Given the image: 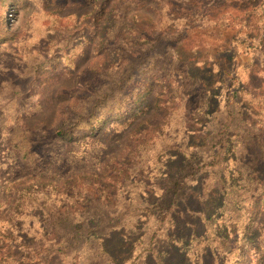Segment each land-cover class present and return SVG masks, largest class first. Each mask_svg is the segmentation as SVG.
Returning a JSON list of instances; mask_svg holds the SVG:
<instances>
[{"label":"rangeland","instance_id":"rangeland-1","mask_svg":"<svg viewBox=\"0 0 264 264\" xmlns=\"http://www.w3.org/2000/svg\"><path fill=\"white\" fill-rule=\"evenodd\" d=\"M0 7L9 29L0 39V213L9 208L5 218L28 225L52 221L62 245L73 236L85 242L77 257L69 250L65 259L48 257L49 264L132 263L172 179L185 186L181 207L172 210L179 225L170 231L202 232L212 218L221 226L211 230L226 232L227 220L244 247L249 224L263 231V206L237 201L253 196L255 174L264 173V51L258 42L252 48L239 42L249 30L239 20L224 29L191 16L240 18L257 7L252 20L263 26L264 0H125L111 15L82 0H0ZM234 84L243 89L240 101ZM91 110L105 115L100 134L88 136L84 127L62 149L52 138L56 130ZM17 128L41 138L40 165L13 147L24 141ZM257 133L261 148L247 137ZM210 147L223 150L215 164L204 161ZM25 191L60 216L12 212L24 204ZM86 223L99 226L101 239L69 227ZM164 224L159 217L157 236ZM110 227L117 229L109 234ZM43 228L28 234L39 237ZM197 241H161L169 251L164 264H180L185 250L200 249ZM203 254V264H214L208 250ZM46 255L40 253L43 261ZM240 255L238 264L250 263ZM255 258L250 264H264V254Z\"/></svg>","mask_w":264,"mask_h":264},{"label":"trees","instance_id":"trees-1","mask_svg":"<svg viewBox=\"0 0 264 264\" xmlns=\"http://www.w3.org/2000/svg\"><path fill=\"white\" fill-rule=\"evenodd\" d=\"M82 1L96 5L97 10H100L99 15H111L117 13L116 6L121 5L125 0H120V2L115 3L113 6H106L105 4L106 2H108L107 0ZM256 8L257 7L244 12L243 16L240 18L238 15H229L227 19L225 18V16L222 18H213L208 13L196 14L191 17H196L195 20L199 21L198 25H205L210 27H223L224 29H226L228 25L230 26L232 24L229 21L234 22L236 20H239L236 21V23H238L242 27L247 26V28H249V30H247V33L245 34V37H243V39H241L239 42L241 44L246 43L249 48H252L255 42H258L259 47L256 48H259L260 50L264 51V22L263 26H261L262 24H260V22H253L252 20V16L258 12ZM8 32L9 29H7L5 26V20L0 19V39L3 38ZM228 75L234 76L231 71H229ZM234 88L235 89H233V95L238 98V101L242 100L243 89L236 87V85ZM94 107L92 108V110L94 109ZM92 110L87 114H80L77 119L73 123H71L69 127H61L56 130L52 138L58 143H62V149L66 150L68 147L74 145L78 137V133L80 132L84 134V132L82 131L84 127H89V131L86 132L88 133V136L96 137L100 134L99 129H101L104 125L103 123L105 121V115L100 114V111ZM112 116H114V114H112ZM16 132L19 133L18 137L23 135V137H21L20 139L24 140L25 142H20V140L15 141L13 143V147L15 149H17L18 147L20 150L24 151L28 155V158L30 157L32 163H37L40 165L38 157H40L39 151L41 147L38 143L41 141V138H39L37 134H34L31 131H28L23 128H17ZM221 135L222 133L220 132L218 142H220L221 140ZM247 137L251 139V143L254 144L257 142V145L259 146V148H261V142L258 140V133L257 135H247ZM246 139L244 142H246ZM218 142L212 144V147H216L218 145ZM212 147L207 149L209 151V154L207 153L204 161H212L210 163H214V157H216V160L220 158V152H223V150L219 149L213 151L211 150ZM232 147L233 146H230L231 149L228 150L229 153L232 150ZM262 159H264V155ZM62 161H66V159H62ZM256 168L261 170L260 166H256ZM255 178L257 182L253 184V196H251L250 198L244 197L243 199L238 198L237 202L238 204H242L243 206L247 205V207H253V205H260L264 208V173L259 175H257L256 173ZM170 182H174V185H172V187L169 186L166 189L162 190V193L159 197L164 198L165 200L163 202L157 201V204L154 205L155 211L152 214L148 225V227H150V231L143 232V234L140 233L137 239V241L142 246H144V248H142V250L137 255H135L133 262L130 264H149L148 262L151 259L156 260L157 264H164L166 261L165 257L168 255L169 251L161 250L164 248L161 246V243L163 241H169V239H176V237L180 238L181 240H184L186 238L188 242H193L197 239V244L200 247L199 250L192 251L191 248H188V251L185 250V256L182 254L183 260H180L181 262H178L180 264H186L185 261H189L190 264H203L204 250L209 251L208 256H213L214 264H238L239 262H236V257L240 255V252H244V258H248L250 263L254 262V260L256 259L255 257L264 254V229L263 231H256V229H253L251 224L248 225L251 230H245L246 233L242 235L245 239L250 240V242L246 243L245 247L240 244V240L242 237H239L238 239L235 237L233 239L235 232L231 231L232 223L227 220H224V222L227 223L226 227L228 230L226 232H222L220 228H216L212 231L211 225L213 223H219L217 222L218 219L214 220L212 218L204 219L207 228L205 231L202 232H199L196 229H192L189 234H180L179 232L170 231L171 226L173 228H176L179 225L176 221V218L174 219L172 210L174 207H181L179 205V201L183 199L182 188L185 186L184 183L180 182L177 179H172ZM246 192L248 191H244V193ZM23 194L25 196V199L27 200H24V206L18 205V208H14L12 212H16V214H18L19 216L24 214L28 217H35L39 214L48 216L50 218L54 216H60V213L57 212V210H54L53 207L46 206L44 201L41 203L39 199L35 197L34 193H28L27 191H25ZM19 201H21V198ZM29 201L31 202L29 203ZM34 202H38V204H36L35 206H31ZM9 210V208H6L4 212H8ZM148 210H150V208H148ZM188 210L192 213V215H195L192 209L188 208ZM4 212L2 210V212L0 213V264H49L48 257L53 258L60 256L65 259V257L70 254L68 252L69 250L75 251V253L73 254H75V257H77L79 255L77 252H79L81 247L85 244V242H82L80 238H78L77 236H73L72 238L68 239L66 244L67 246L62 245L64 243V237L58 236L57 238L54 235L55 233L53 232L55 225L52 221H46L45 224L41 225H28L27 220L23 223L16 222L12 216L5 218L6 216L3 215ZM183 212L185 211L182 210V213ZM159 217L161 221L165 222V224L163 230L161 231V235L157 236L156 232L159 228L157 227V220ZM243 222L245 221H242V223ZM55 224L56 227H60L61 225L60 223L56 222ZM51 225H54V227L52 228ZM33 227H44L41 230L39 237H33L28 234V232ZM69 227H73L76 231L80 228L86 229V231H89L90 238L96 241L101 239V236H99L100 234L103 235L99 226H94L92 223H86L84 226L72 224ZM118 227V229L121 230V232H123L125 236L126 226H124V224H121V226ZM115 229L117 228L110 227L108 228L109 231L107 233L110 234L112 230ZM107 233L105 235H107ZM149 235L151 237L150 240ZM41 252H45V254H48L46 255L47 258H45L44 261L40 257ZM106 253H108L107 255H109L108 250H106ZM241 256H243V253L240 255V257ZM137 259L138 261L136 262Z\"/></svg>","mask_w":264,"mask_h":264}]
</instances>
